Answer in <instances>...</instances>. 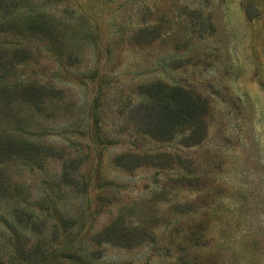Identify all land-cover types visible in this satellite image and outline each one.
I'll return each instance as SVG.
<instances>
[{"label":"rangeland","instance_id":"obj_1","mask_svg":"<svg viewBox=\"0 0 264 264\" xmlns=\"http://www.w3.org/2000/svg\"><path fill=\"white\" fill-rule=\"evenodd\" d=\"M149 82L201 139L137 131ZM4 135L0 264H264V0H0Z\"/></svg>","mask_w":264,"mask_h":264},{"label":"trees","instance_id":"obj_2","mask_svg":"<svg viewBox=\"0 0 264 264\" xmlns=\"http://www.w3.org/2000/svg\"><path fill=\"white\" fill-rule=\"evenodd\" d=\"M139 93L147 103L136 106L131 120L140 134L166 142L178 132L186 130L188 141L195 143L201 139L199 135L204 131L207 106L199 95L178 86L166 87L160 82L144 84ZM25 145L33 148L29 143L11 139L9 135L0 136V157H7L16 150L21 151ZM129 158L130 155L126 153L117 157V160L126 162Z\"/></svg>","mask_w":264,"mask_h":264}]
</instances>
